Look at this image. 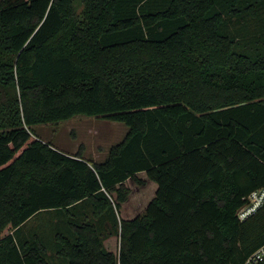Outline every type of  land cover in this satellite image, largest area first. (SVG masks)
Returning a JSON list of instances; mask_svg holds the SVG:
<instances>
[{
    "label": "trees",
    "instance_id": "1",
    "mask_svg": "<svg viewBox=\"0 0 264 264\" xmlns=\"http://www.w3.org/2000/svg\"><path fill=\"white\" fill-rule=\"evenodd\" d=\"M76 115L127 131L101 162L36 134ZM263 185L264 0H0V264H242Z\"/></svg>",
    "mask_w": 264,
    "mask_h": 264
},
{
    "label": "rangeland",
    "instance_id": "2",
    "mask_svg": "<svg viewBox=\"0 0 264 264\" xmlns=\"http://www.w3.org/2000/svg\"><path fill=\"white\" fill-rule=\"evenodd\" d=\"M34 129L41 139L52 143L61 150L70 153L76 152L82 144L85 146L83 155L86 153V156L90 155L96 161H101L106 157L109 147L124 137L127 126L122 122L95 116L76 115L65 121L36 125ZM137 176L144 179L145 184L139 185L132 179L125 181L130 192L127 200L122 203L119 218H132L143 212L147 200L156 189V183L150 180L144 172L137 173ZM5 232H7L6 229L3 233ZM106 246L108 249L117 252L119 247L118 236L107 239Z\"/></svg>",
    "mask_w": 264,
    "mask_h": 264
},
{
    "label": "built area",
    "instance_id": "3",
    "mask_svg": "<svg viewBox=\"0 0 264 264\" xmlns=\"http://www.w3.org/2000/svg\"><path fill=\"white\" fill-rule=\"evenodd\" d=\"M245 203L237 209V217L239 220L246 219L257 209H264V185L253 189L245 198ZM242 264H264V245L255 249L249 254Z\"/></svg>",
    "mask_w": 264,
    "mask_h": 264
},
{
    "label": "crops",
    "instance_id": "4",
    "mask_svg": "<svg viewBox=\"0 0 264 264\" xmlns=\"http://www.w3.org/2000/svg\"><path fill=\"white\" fill-rule=\"evenodd\" d=\"M127 131V130H126ZM126 131H125V133H126ZM98 150V149H97ZM97 152H99V151H97ZM108 152V151H107ZM71 153H74V152H71ZM85 155H83L85 158H88V159H90L91 161H93V162H101V161H103L104 159H102L101 161H96L95 159H93L94 157H90V155L89 156H86V153H84ZM100 155H101V153H100ZM107 156V155H106ZM154 185V184H153ZM156 188H157V185H156ZM155 191H156V189H154V193H153V195L149 198V200H147V202H146V204H145V206H144V208L146 207V205L148 204V202L152 199V197L154 196V194H155ZM144 208H143V210H144ZM142 210V211H143ZM142 213V212H141ZM138 214H140V213H138ZM135 217V216H134ZM133 218V217H132ZM125 219H131V218H125ZM109 239V238H108ZM107 240V239H106ZM106 240L104 241V243H105V246H106ZM107 247V246H106ZM108 248V247H107ZM110 250V249H109ZM111 251H113V250H111Z\"/></svg>",
    "mask_w": 264,
    "mask_h": 264
}]
</instances>
